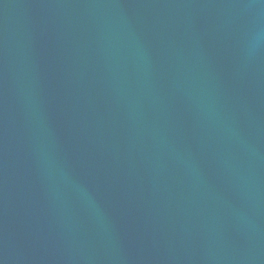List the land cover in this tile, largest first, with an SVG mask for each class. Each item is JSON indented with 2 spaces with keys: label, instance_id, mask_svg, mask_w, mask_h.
<instances>
[{
  "label": "water",
  "instance_id": "obj_1",
  "mask_svg": "<svg viewBox=\"0 0 264 264\" xmlns=\"http://www.w3.org/2000/svg\"><path fill=\"white\" fill-rule=\"evenodd\" d=\"M0 264H264V0H0Z\"/></svg>",
  "mask_w": 264,
  "mask_h": 264
}]
</instances>
